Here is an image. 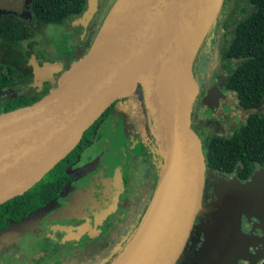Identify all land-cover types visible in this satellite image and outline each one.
Listing matches in <instances>:
<instances>
[{"label":"water","instance_id":"1","mask_svg":"<svg viewBox=\"0 0 264 264\" xmlns=\"http://www.w3.org/2000/svg\"><path fill=\"white\" fill-rule=\"evenodd\" d=\"M224 2L116 0L87 53L63 72L53 90L32 105L0 114V205L33 188L77 147L116 100L142 86L165 158L156 197L170 168L173 179L160 222L126 264H176L203 208L205 187L203 144L191 128L201 92L193 66ZM99 5L100 0H88L74 25L86 30ZM29 66L37 87L50 83L52 74L64 67L56 62L40 66L35 56ZM224 96L212 87L204 103L217 110ZM250 186L242 193L230 182L217 194L227 211L215 218L205 239L203 254L208 264H226V252L231 255L243 248L228 234L235 225L227 198L244 210L245 200L253 195L262 202L264 214V180L253 174Z\"/></svg>","mask_w":264,"mask_h":264},{"label":"flooded vegetation","instance_id":"2","mask_svg":"<svg viewBox=\"0 0 264 264\" xmlns=\"http://www.w3.org/2000/svg\"><path fill=\"white\" fill-rule=\"evenodd\" d=\"M109 2L111 0H108L106 5ZM102 5L103 0H100L99 11L86 30L78 26L82 32L81 36L88 38L94 29L95 39L96 31L102 25L99 24V21L106 10ZM234 22L231 21L230 26H225L224 33H222L223 43L220 46L224 50V57H226L225 50L229 48L231 42H229V35L227 36L225 31L230 32L232 28L235 29L237 24ZM78 48L79 46L72 48L71 52L76 54ZM32 56H35L40 66L47 62L62 63L64 66L60 72L52 74L50 83H45L40 87L36 86L37 92L47 95L57 86L63 72L68 70L67 67L72 61L71 54L67 53V59L63 62H50L48 61L50 56H36L35 53L30 56V59ZM198 62L197 55L193 66V77L197 75L196 65ZM29 67L31 68V66ZM30 77L34 84L35 76L32 68ZM140 87L143 88L139 86L134 94L116 100L85 132V138L83 135L81 142L68 155L69 159H66L67 156L55 166L56 176L52 178V181L50 178L43 184L44 188L52 192L49 194V197L52 195L49 202L34 214H30L32 219L22 223H14V220L11 219L9 224L2 226L0 229V264H60L64 258L82 253L92 243L110 236L109 234L115 230L116 225H120L119 230H123L124 225L133 214L130 224L119 238L118 243H121L124 237L137 226L139 179L149 185L155 184L162 166L158 160L160 155L158 140L144 88L143 95L137 96ZM223 91L227 92V90ZM226 97L227 95L223 97V100ZM127 111L135 117V123H131L127 119ZM195 118L194 105L191 128L201 139L204 148V140L198 133ZM142 166L143 169H141ZM255 166L262 167L258 164ZM238 167L239 165L232 174L205 171L203 208L176 264H208L207 258L203 254L205 236L208 229L215 224V218L227 211L219 196L216 195L215 188H222L224 184L231 182L235 184L238 191L243 193L245 189L251 187L254 172L248 179H242L239 176L242 169L237 170ZM143 175L144 178H142ZM218 178L220 183L216 182ZM46 189L44 190L46 191ZM230 199V197L227 198L235 227L233 230H229L228 234L233 241L240 240L241 244L242 239L245 238L249 256L243 260V264H264V215L255 222H249L247 232L242 231V219L238 220V214L242 209L234 206ZM244 207L242 216L247 214V216L255 218L258 216L255 209H260L261 205L256 197L250 195L245 200ZM200 221L204 231L196 241L193 236ZM192 242L197 250L195 256L186 254L190 251ZM242 245L241 250L235 248L237 252L234 254L235 257L247 253L245 245ZM225 254L226 264H237L234 255L230 256L228 252ZM109 257L110 254L105 253L96 262L104 263L108 261Z\"/></svg>","mask_w":264,"mask_h":264},{"label":"trees","instance_id":"3","mask_svg":"<svg viewBox=\"0 0 264 264\" xmlns=\"http://www.w3.org/2000/svg\"><path fill=\"white\" fill-rule=\"evenodd\" d=\"M230 1L225 0L224 3H230ZM107 2L108 0H103L102 6H105ZM247 2L254 7V10L237 23L236 28L233 30L230 46L225 50V56L228 59L241 60V63L227 78L226 88L234 92L240 106L249 111L260 108L264 101V0H247ZM86 3V0H34L32 10L40 22L46 25H62L68 19L81 16ZM94 35L95 30L93 29L87 40L79 46L77 53L70 52L72 61H70L68 69L87 53L93 43ZM35 36L36 31L25 26L15 16H0V40L15 52L13 59L6 58L5 63L0 66V114L23 109L45 96V94L37 92L34 88L24 90L32 82V79L30 77L31 68L23 50V44ZM32 53L43 57V52L39 50H33ZM55 60L56 57L54 56L48 59L50 62H55ZM17 74H20V78ZM19 85H22L23 90L21 91L23 93L7 95L13 92L15 88L17 90ZM139 95H143V88L141 87L137 93V96ZM203 149L208 172L232 174L238 165H242L243 168L239 176L242 179H248L254 172L255 164L264 166V116L258 113L250 114L244 127L229 138L218 136L205 138ZM161 156L162 162H160L163 166L165 158L164 155L161 154ZM66 159H69V156ZM162 166L146 209L140 220L137 221V226L124 237L121 243H118L119 238L125 232L134 214L124 225L123 230H119L120 225H116L115 230L109 234L110 236L92 243L82 253L64 258L60 264H116L127 249L132 246L148 220L155 203ZM55 171L54 168L46 174L40 182L23 196L15 197L0 205V229H2V226L9 224L11 219L14 220V223H22L32 219L30 214H34L40 207L49 202V198L52 196L49 197V194H52V192L44 188L43 184L50 178V181H52V178L56 176ZM219 180L218 178L216 182L220 183ZM220 190L219 187L215 188L216 195ZM143 200V197L137 199V215ZM210 229H208L207 234ZM105 253L110 254L108 261L104 263L96 262Z\"/></svg>","mask_w":264,"mask_h":264},{"label":"rangeland","instance_id":"4","mask_svg":"<svg viewBox=\"0 0 264 264\" xmlns=\"http://www.w3.org/2000/svg\"><path fill=\"white\" fill-rule=\"evenodd\" d=\"M33 1L34 0H0V16H15L25 26L36 31V36L24 42L23 44V50L27 56V60H30L33 50H39L40 52H43V55L47 57L54 56L56 57L55 61L63 62V60L67 59L66 52L70 53L72 48H77L80 46L87 39V36H81V29L77 25H74L77 18L68 19L62 25H46L40 22L33 13ZM86 1L87 3L85 10L88 6V0ZM115 2L116 0H111V2L106 5V7L104 6V9L106 8V10L103 12L99 24H102L108 11H110L112 5H114ZM253 10L254 7H252L247 2V0H231L230 3H224L212 20L202 41V45L198 51L199 62L196 65L197 75L194 78L200 85L201 92L195 104V124H197V128L199 130L198 133L204 141L205 138L213 136L222 138L231 137L235 132H239L244 127L249 115L252 113H258L264 116V101L260 109L249 111L244 110L239 104L237 95L226 88L227 78L238 66V64L241 63V60L228 59L224 57V50L220 46L223 43L222 33H224V28H226L225 26H230L231 21H235L234 23L237 24L243 20L245 16L253 12ZM233 29L234 28H232L230 32L225 31L227 36L229 35V42L233 37ZM98 31L99 29H97L96 33ZM14 53L15 52L13 50L8 48L5 42L0 40V66L5 63L6 58L13 59ZM17 76L20 78V74H17ZM212 87L221 89L220 91L227 95L224 100L223 98H220V104L217 110L210 109V107L204 103L205 97ZM28 88H34L36 90V86H34L33 82L25 87L24 90ZM21 90H23L22 85H19L17 90L15 88L13 92L8 93L7 95L11 96L23 93ZM223 90H227V92L225 93ZM126 115H128L127 119H129L131 123L136 122L134 119L135 117L128 113V111ZM158 149L160 154L158 160L162 162L159 143ZM143 168L144 167L142 166L141 169ZM241 169L242 165H239L237 170ZM263 171L264 166H255L254 174L257 176V174ZM142 178H144V175ZM138 185L139 188H137V199L138 197H144V200L139 214L137 215V221L140 220L142 213L146 209L151 193L155 187L154 183L149 185L148 183L142 182L140 179ZM261 209L262 207L260 209H255L258 214V216L255 218L252 216H247V214L242 216L243 211H240L238 214V220L242 219L243 226L242 229L240 228L242 231L247 232V226H249L250 223L255 222V220L257 221L261 216L264 215ZM203 231V224L200 221L196 226L193 239L198 241ZM237 242L240 243V240ZM242 244L245 245L246 249L248 244L245 242V238L242 239ZM196 251L197 250L195 249L194 243L192 242V247L186 254L195 256L197 253ZM245 252L247 253L240 254V256L237 255L236 257L235 255L233 256L236 258L235 260L237 261V264L240 262L243 264V260L249 256V249H246Z\"/></svg>","mask_w":264,"mask_h":264},{"label":"bare ground","instance_id":"5","mask_svg":"<svg viewBox=\"0 0 264 264\" xmlns=\"http://www.w3.org/2000/svg\"><path fill=\"white\" fill-rule=\"evenodd\" d=\"M258 177L260 180H264V173H259ZM172 179L173 169L170 168L164 174L162 184L156 197V202L151 210L142 233L137 237L132 246L128 248L127 251L121 256L116 264H126L128 261L134 259L135 256L144 247L145 243L147 242L163 216L164 210L169 200V196L171 194Z\"/></svg>","mask_w":264,"mask_h":264}]
</instances>
